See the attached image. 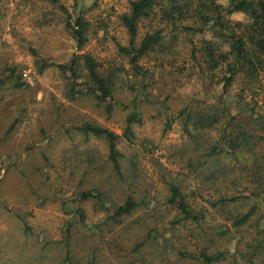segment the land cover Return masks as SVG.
Masks as SVG:
<instances>
[{"label": "rangeland", "instance_id": "obj_1", "mask_svg": "<svg viewBox=\"0 0 264 264\" xmlns=\"http://www.w3.org/2000/svg\"><path fill=\"white\" fill-rule=\"evenodd\" d=\"M129 3L0 0V264H62L66 250L71 253L66 264H206L180 255V250L196 256L204 249L227 250V259L218 264H253L250 244L264 227V196L244 190L253 188L245 180L231 190L232 180L246 174L242 164H250L252 155L209 157L207 148L218 138V126L201 131L196 142L191 132L199 131L191 123L185 126L180 114L188 105L202 108L220 101L221 84L201 72L204 53L193 56L194 44L211 34L204 30L194 36L184 29L194 18L180 23L176 34L160 17L145 20L138 43L159 27L168 39L179 38L139 59L150 70L144 77L120 49L130 43L119 17ZM217 3L228 7L230 0ZM80 15L91 24L83 48L66 26L67 19ZM228 17L235 23L250 21L242 11ZM85 52L97 58L106 74L121 68L108 100L113 103L110 112L107 102L87 91L84 67L76 78L58 66ZM246 82L241 76L232 93L264 113V70L251 85L256 94ZM231 100L233 114L255 119L253 109L237 102L239 98ZM134 112L140 121L132 124L131 143L123 134ZM88 121L121 135L123 177L109 158L107 140L80 129ZM260 147L264 151V142ZM170 184L183 188L194 207L205 213V221L173 224L177 210L168 201ZM228 191L249 196L231 207L233 215L207 201ZM84 192L93 195L85 198ZM127 196L137 202L136 208L114 219ZM255 202L259 207L250 224L233 226L232 218L247 213Z\"/></svg>", "mask_w": 264, "mask_h": 264}, {"label": "trees", "instance_id": "obj_2", "mask_svg": "<svg viewBox=\"0 0 264 264\" xmlns=\"http://www.w3.org/2000/svg\"><path fill=\"white\" fill-rule=\"evenodd\" d=\"M237 11L246 13L250 21L244 24L232 22L228 16ZM119 17L130 36L129 45L121 46V52L130 58L134 71L144 77L149 75L150 70L144 68L139 59L153 50L161 51L170 47L173 45V41L179 38L178 35H175L168 39L164 32L165 28L159 27L147 31L138 43L141 24L145 20L160 17L161 22L168 24L167 27H174L172 31L176 34L180 23L194 18L195 22L191 25H184V29L191 31L194 36L204 30L211 34V36L200 37L198 43L194 44L193 56L196 57L200 51L204 53L206 66L201 69V72L205 78H210L213 83L221 84L220 101L215 106L208 105L202 108H193L192 105L186 106L180 112L183 124L188 126L191 123L193 129L199 131L198 133L191 132L196 142L201 140V138L196 137L201 133L203 134L201 131H211L218 126L219 136L212 145L210 144L211 147L207 148L208 156L211 158L217 159L216 157L221 156L224 160H232L233 158L238 159L241 154L252 155L253 159L249 162L250 164H242L246 174L232 180L231 190H238L239 184L245 180L253 188L246 187L243 188L244 190L250 189L254 196H264V151L260 147L264 142V113L256 112L255 107L251 103L245 102L244 96L240 93H232L234 84L241 76L248 80L244 85L250 87L252 83L259 82L260 73L264 70V0H230L228 7L217 3V0H130L128 11L121 13ZM66 26L71 30L78 48H83L88 41L91 28L89 20L80 15L75 20L67 19ZM81 60L83 64H80ZM47 65L53 64H45L44 67ZM58 66L65 71H70L71 75L76 78L79 77V67H84L87 77V82H85L87 91L92 93L100 103L107 102L108 111H112L113 103L112 101L108 102V100L112 99L116 88V72L121 68L106 74L101 70V64L97 58L89 52L76 54L70 63H62ZM5 78L2 76L1 81L4 82L3 79ZM251 88L253 94H256L255 88ZM232 98H239L237 102H242L251 110L253 109V114H256L255 119L241 117L238 113L233 114L232 108L235 104L232 103ZM137 121H140L138 112L130 114L127 118L123 136L131 143L135 137L132 124ZM12 129L13 126H10L8 133ZM80 129L86 135L92 134L107 140L109 158L118 174L123 177L122 152L118 148L121 135L91 121L84 122ZM212 173L215 172L212 171ZM208 176L214 181L218 178L216 175L215 177L211 176L209 172ZM97 192L102 194V191L98 189ZM230 192L228 191L229 194L219 192L217 198L207 201L211 207L218 211L229 212L233 215L231 207L243 200H248L249 196L242 192L237 194ZM82 195L87 198L93 194L92 192H84ZM168 201L177 210L173 224L182 223L184 225L190 220L195 222L206 220L202 209L198 210L194 207L187 199L183 188L176 184L169 185ZM136 206L137 202L133 197L127 196L125 203L117 206L112 217L116 220V217L122 218L131 213ZM257 207L259 204L255 202L247 213H238L236 218H232L233 226L242 229L245 225L250 224ZM263 233L264 227H259L257 234L251 240L253 264H264ZM226 253L227 250L209 252L204 249L199 255L191 256L180 250L181 256L191 257V260L200 259L206 264H218L226 260ZM255 258L261 261L257 263ZM68 261H71V253L66 250V257L62 264H66Z\"/></svg>", "mask_w": 264, "mask_h": 264}]
</instances>
